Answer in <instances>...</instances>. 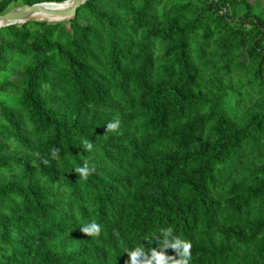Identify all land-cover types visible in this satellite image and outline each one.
Listing matches in <instances>:
<instances>
[{"label":"trees","instance_id":"1","mask_svg":"<svg viewBox=\"0 0 264 264\" xmlns=\"http://www.w3.org/2000/svg\"><path fill=\"white\" fill-rule=\"evenodd\" d=\"M0 41V264H176L168 229L188 264H264L261 0H87Z\"/></svg>","mask_w":264,"mask_h":264},{"label":"clouds","instance_id":"2","mask_svg":"<svg viewBox=\"0 0 264 264\" xmlns=\"http://www.w3.org/2000/svg\"><path fill=\"white\" fill-rule=\"evenodd\" d=\"M106 133L108 130H115L119 125V119L114 118L113 120L108 121L106 124ZM88 147H91V141L87 142ZM75 171L80 176H87L92 171H94V167H89L85 162L83 166L74 168ZM81 229L86 234L98 233L101 229V225L97 223L95 220H91L90 222H86L81 226ZM171 234V229L164 230L165 236V245L171 247L178 254L179 259H177L176 264H188L190 258V249L191 242L190 241H181L177 237H173L171 241L167 240V236ZM131 259V264H141V258L145 257V253L142 248H136L131 251L129 254ZM155 261V264H168V256L165 255L163 251L153 250L150 257H147L144 264H152V261Z\"/></svg>","mask_w":264,"mask_h":264},{"label":"water","instance_id":"3","mask_svg":"<svg viewBox=\"0 0 264 264\" xmlns=\"http://www.w3.org/2000/svg\"><path fill=\"white\" fill-rule=\"evenodd\" d=\"M87 0H66L61 3L43 2L32 5H21L0 14V29L9 25L23 24L27 21L61 22L68 21L76 16L77 9ZM46 4L60 6L57 9H46ZM43 12L56 17L53 20L33 19V13ZM1 43V41H0Z\"/></svg>","mask_w":264,"mask_h":264},{"label":"bare ground","instance_id":"4","mask_svg":"<svg viewBox=\"0 0 264 264\" xmlns=\"http://www.w3.org/2000/svg\"><path fill=\"white\" fill-rule=\"evenodd\" d=\"M43 7L46 8V9H57V8H59L60 6L46 4V5H44ZM31 18H33V19H42V20H53V19H55L56 17H54V16H52V15H49V14H47V13L37 12V13H33V14L31 15Z\"/></svg>","mask_w":264,"mask_h":264},{"label":"rangeland","instance_id":"5","mask_svg":"<svg viewBox=\"0 0 264 264\" xmlns=\"http://www.w3.org/2000/svg\"><path fill=\"white\" fill-rule=\"evenodd\" d=\"M251 2H254L255 0H250ZM22 5V3H21V1L19 0L17 3H15L10 9H13V8H16V7H19V6H21ZM261 5L263 6V8H264V0H261ZM9 9V10H10ZM14 78H16V76H14Z\"/></svg>","mask_w":264,"mask_h":264}]
</instances>
